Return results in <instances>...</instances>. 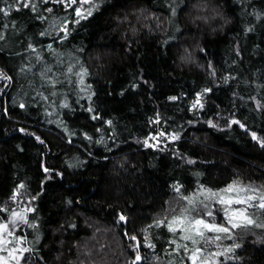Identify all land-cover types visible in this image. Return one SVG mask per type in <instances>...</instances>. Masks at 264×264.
Masks as SVG:
<instances>
[{"label":"trees","instance_id":"obj_1","mask_svg":"<svg viewBox=\"0 0 264 264\" xmlns=\"http://www.w3.org/2000/svg\"><path fill=\"white\" fill-rule=\"evenodd\" d=\"M32 2L37 5L35 13L23 7L7 17L0 13V32L5 35L0 40V69L12 77H0V206L7 209L0 211V222L11 223L13 211L22 212L30 222L39 217L43 237L50 225L73 215L63 211L64 200L79 198L80 205L73 210L80 213L79 228L69 232L91 251L88 259L94 264H127L135 254L133 243L141 244L144 264H190L187 255L170 251L181 243L166 225L142 230L154 219L180 215L187 204L184 196L193 198L207 192L204 189L221 192L233 181L242 187L264 184V148L251 137L256 132L264 139V109L247 99L255 95L264 103V15H258L264 14V0H208L207 15L215 19L198 29L188 25L192 32L181 37L192 45L191 63L181 61L176 48L161 43L163 32L142 28L133 36L126 24L117 28L118 17L140 8L156 13L170 27L161 7L166 0H102L86 19L74 11L79 4ZM12 3L0 0V7ZM180 7L183 26L188 8ZM249 26L252 30L245 31ZM64 29L67 36L61 40ZM29 43L34 51L28 49ZM197 43L205 48L203 53ZM209 61L215 76L209 75ZM81 67L90 73L83 83ZM224 77L231 78L224 83ZM204 87L212 88L203 96L205 106L192 109L196 92ZM233 92L238 95L233 97ZM89 106L94 112L87 111ZM96 112L99 117L92 119ZM233 115L246 128L225 127ZM209 119L218 126L210 127ZM177 132L180 138L170 139ZM189 158L193 163L187 162ZM43 167L53 171L45 173ZM45 176L50 178L41 192ZM21 183L20 194L11 200ZM36 193L40 195L32 200ZM28 207L36 211H24ZM121 213L128 217L126 222L119 221ZM12 231L9 240L24 236L26 240L18 242L21 246L39 247L34 241L37 229L20 221ZM125 233L136 234L137 241ZM255 240L254 234L237 231L233 243H242L236 250L242 260L221 258L219 264H264V244ZM148 242L156 248L145 247ZM76 254L74 250L66 259L75 264ZM24 256L28 259L21 258V264H33V253Z\"/></svg>","mask_w":264,"mask_h":264},{"label":"snow or ice","instance_id":"obj_2","mask_svg":"<svg viewBox=\"0 0 264 264\" xmlns=\"http://www.w3.org/2000/svg\"><path fill=\"white\" fill-rule=\"evenodd\" d=\"M53 2H58L64 4L65 7H74L79 4L81 6L74 7V11L78 17L81 19H86L88 16L93 14L95 9L99 8V3L102 0H53ZM88 4L89 7L84 8L83 5ZM184 5L188 8V21L187 24L181 25L180 18L178 13L183 12L184 8L180 7ZM21 7L30 8L32 12H37V5L32 2V0H13V3L10 5H5L0 7V13H2L5 17L9 16L13 9L19 10ZM163 12L167 16V21L170 27L165 26L164 20L156 13L148 14V10L145 8L133 9L132 11H126L123 16L117 18V28L121 25H127V28L132 32L133 36H135L142 28H147L149 32L158 30L160 32L165 33V39L161 41V43L168 45L170 48L177 49V55L180 60L183 62L191 63L193 60L192 54V45L188 43L187 40L181 41V37L185 32H192V28L188 25H195L198 29L201 25H207L211 20H214L215 17H209L207 15L208 10V0H166V6H161ZM48 12H51L52 9L48 8ZM217 16L220 15L219 12L216 13ZM264 15V14H258ZM36 19L43 20L44 17L37 15ZM144 21H155V25L151 26L150 24L143 23ZM227 23V21H225ZM15 25V21L12 22ZM62 23H67V21H63ZM73 23H78V21H73ZM7 27V25H5ZM252 28L249 26L245 29V31H251ZM67 29H64V35H61L59 38L61 40L66 39ZM39 35L45 36L48 35L47 32H40ZM5 35L3 32H0V40H4ZM133 41L129 40V50L131 49V44ZM199 52L203 53L205 48L199 45L198 43L195 45ZM28 49L35 50L32 43L28 44ZM49 48L52 45H48ZM183 48L181 52L180 49ZM83 51V49H81ZM239 53V49H237ZM103 54H99L98 58H102ZM235 63V61H233ZM203 67V66H202ZM208 69H211L209 72L210 76L216 75L215 67L212 62L209 61L207 65ZM80 75V83L84 82V75H90L89 70L87 68L81 67ZM0 77L11 80L12 77L8 76L2 69H0ZM231 77H224V83L228 82V79ZM55 83L54 81L52 82ZM147 83V82H145ZM132 88H136L137 84L132 83ZM91 86H89L90 90ZM123 91V90H122ZM212 92V88L204 87L201 91L196 92L195 102L192 104V109L203 108L205 105L202 102L204 94ZM92 93L88 95V99H92ZM233 97H236L238 93L233 92ZM169 100H176L178 97L169 96ZM243 99V98H242ZM247 99L252 100L256 104L257 109H264V103L261 100L257 99L255 95L247 97ZM63 103V102H62ZM64 106H67L66 104ZM235 106V105H233ZM19 107L24 109L26 105L21 102ZM6 114L8 112L7 108L3 110ZM88 112H94V109L89 106L87 109ZM99 113L96 112L92 119H97L99 117ZM219 115V114H217ZM105 123L111 125L112 121L107 120ZM189 124L194 123L193 121H189ZM210 127H217V123L213 121V119H209L207 121ZM232 124H238L241 128H246V124L242 123L240 120L235 118V115L231 116L225 124V127H230ZM20 132H27V129L20 128ZM87 136V134L85 133ZM160 135H164V133H160ZM251 137L254 141H257L260 144L261 148H264V139L258 137L256 132H251ZM155 138V137H153ZM180 138V134L172 133L170 135V139L176 140ZM36 139L43 143L44 141L40 136H36ZM100 141H98L99 143ZM145 146H149L147 138L144 140ZM155 147L156 145H151ZM176 155V153H173ZM188 163H193L191 158L188 159ZM43 171L45 173H49L53 171L47 167H43ZM57 175H63L62 173H56ZM50 177L45 176L43 180H41V192L45 190V180ZM237 182L233 181L232 184L227 185V189L229 191L233 190L234 185ZM24 185L21 183L16 189L13 190L11 200H15L17 195H19V188H23ZM204 186L201 185V188ZM207 192H212L211 189H204ZM237 192H245L250 193L246 194L243 197H239L235 199L236 204L243 205L240 208H224V216L225 222L218 223L213 222L205 217H211L215 215V213L211 210H208L203 213V215L193 216L192 212L194 209L185 207L182 209V215L173 216L171 220H167L166 218L154 219L151 224L146 225L145 229L142 231H146L151 229L152 227L160 228L162 226H167L170 232H176L177 229L180 231V238L183 241H188L192 248H189V245L186 244H176L174 248L170 249L171 252H180L182 254L187 255L188 259L191 261V264H219L217 261V257H224L225 260H237L241 261L242 257L236 254V250L242 248V243L234 242L230 243L227 247H224L222 251H216L209 253L208 257L204 256L205 248L201 247V241H203L206 245L211 243L215 244L217 241L222 238L233 239L236 232L239 230H244L245 233L254 234L256 236V240L254 243L264 244V184L256 186L254 184L245 185L243 188L237 186ZM176 191L179 192V186L176 187ZM40 193H36V195L31 196L32 200H35ZM184 200L188 201L190 205L197 203L192 200L188 196L182 197ZM233 199L224 200L221 199V204H233ZM80 205V200L77 198L75 201L73 199H65L63 202V211L67 213H73L71 218L67 215L62 219V221H57L54 225H50L48 227V232L44 233L43 237L39 231L43 225L40 223L39 217H37L34 221L30 222L29 218L25 216L22 212L11 213L12 220L11 223L8 222H0V253L6 252L7 256L0 255V264H21V258L27 260L28 257L24 256L25 252L33 253L34 260L33 264H49V256H51L52 264H74L73 261L67 260V255H71L74 250H77L75 264H94V261H90L88 257L91 255V251L87 249L86 245L81 241L76 240L75 235L70 234L69 230H77L79 228V224L77 222L80 213H74L73 210ZM207 208V205H205ZM0 211H7L6 208L0 206ZM24 211L26 212H35L36 209L33 207H28ZM119 221H127L128 217L121 213L118 217ZM17 220L23 221L29 227L33 229H37L36 235L34 236V241L36 245L39 247H29L25 248L21 246L18 242L25 241L26 237L24 236H16L14 239L9 240L8 237H13L12 228L17 226ZM86 226L91 227L87 221H85ZM258 230V231H257ZM206 232H214L220 235L211 236L206 235ZM129 236L130 240L137 241L138 237L133 233H125ZM42 239L47 241V244L42 243ZM71 240L72 244L69 247L68 241ZM148 240V237L145 236V241ZM170 243H175L174 241ZM16 245V246H13ZM148 248H156V245L148 242L144 245ZM47 249V252L44 249ZM131 248L134 251V256L127 262V264H144L146 257L143 255L141 251V244L133 243ZM54 253V255H52ZM158 259V258H157Z\"/></svg>","mask_w":264,"mask_h":264},{"label":"rangeland","instance_id":"obj_3","mask_svg":"<svg viewBox=\"0 0 264 264\" xmlns=\"http://www.w3.org/2000/svg\"><path fill=\"white\" fill-rule=\"evenodd\" d=\"M83 7L86 8L85 5ZM151 141L154 144H156L157 139L153 138V139H151ZM237 186L238 185H235L233 187L232 191H229L226 188V189L222 190L221 192L219 191L217 193L216 192L215 193L214 192H202V193L198 192L195 194V196L193 198H191L192 200L196 201L197 203L190 205L187 201L186 207L194 209V211L192 212L193 216L203 215V213L208 211V210H211L214 212L216 210V208L219 207V209L217 211H221L220 215H218V216L213 215L211 217H205V218L210 220V221H213V222L217 221L216 218H218V219L222 218V219H220V222L224 223L225 222V216H224L223 209L224 208H229V209L238 208L239 206L243 207V205L236 204L235 199L239 198V197H243L246 194H250V193H245L242 191L237 192V190H236ZM238 187L243 188L242 186H238ZM221 199H224V200L233 199L234 202L231 205L221 204L220 203ZM205 205H207V208H205ZM180 215H182V213ZM180 215H178V216H180ZM19 222H20V220H17L16 223H19ZM171 233H173L174 236H176L177 239L180 240L181 244L187 243L189 245V248L193 247V245H191L188 241L181 240V238H180L181 234H180L179 229H177L176 232H171ZM206 235L216 236V235H220V234L214 233V232H206ZM230 243H233V239L230 240L228 238H222L221 240L217 241L215 244L209 243L206 245L203 241H201L200 246L204 247L206 249L204 252V256L208 257L209 253L216 252V251H222L223 248L227 247ZM184 258L186 259V256H184ZM221 258H224V257H217V261H219V259H221ZM189 262L191 264L190 260H189Z\"/></svg>","mask_w":264,"mask_h":264}]
</instances>
